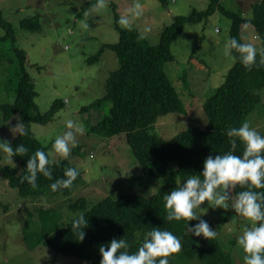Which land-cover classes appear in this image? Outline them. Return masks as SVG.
I'll use <instances>...</instances> for the list:
<instances>
[{
  "label": "rangeland",
  "instance_id": "obj_1",
  "mask_svg": "<svg viewBox=\"0 0 264 264\" xmlns=\"http://www.w3.org/2000/svg\"><path fill=\"white\" fill-rule=\"evenodd\" d=\"M106 7L93 11L96 0H0L3 19L14 30L16 46L26 53V69L34 84L35 102L40 113L48 112L56 100L63 108L46 125L31 124V130L48 151L52 163L65 160L55 153V139L66 130L71 119L82 131L76 132V146L67 158L82 173V184L69 195L51 197L20 196L0 174V264H87L46 248L42 241L55 229L65 227L80 211L70 209L77 200L86 199L93 206L105 197L118 198L123 194L151 197L161 194L164 180H141V170L124 135L106 137L93 130V125L109 110V103L94 106L105 94V83L119 67L116 54L105 49L101 57L90 61L106 45L119 41L117 28L121 16L128 14L134 0H111ZM142 16L131 30L138 31L150 45H157L163 31L175 18L195 21L184 25L182 34L171 45L174 61L165 70L182 102V114L170 113L161 117L153 133L171 139L189 126L204 128L203 106L224 83L234 63L224 56V43L230 37L232 21L220 9L198 19L208 10L210 0H168L165 6L158 0H140ZM261 0H219L225 11L253 17V5ZM87 13V15H85ZM38 18L40 31L21 27V21ZM86 20L89 29L81 27ZM6 34L0 25V38ZM243 43L252 44L257 53L263 47L250 24L241 28ZM18 62L9 40L0 43V105L15 99ZM260 102L247 117L250 126L264 135V90ZM88 107V112H82ZM20 122L15 116L3 120L0 111V139L12 142L17 136L11 129ZM0 152V167L11 166ZM15 168H20L14 160ZM183 181L178 182V186ZM167 194H164V198ZM206 207V202L201 208ZM198 215L203 213L198 212ZM212 222L215 238L229 255L228 264H244L245 253L236 244L246 218L231 208L213 209L202 216ZM189 264H198L190 261Z\"/></svg>",
  "mask_w": 264,
  "mask_h": 264
},
{
  "label": "trees",
  "instance_id": "obj_2",
  "mask_svg": "<svg viewBox=\"0 0 264 264\" xmlns=\"http://www.w3.org/2000/svg\"><path fill=\"white\" fill-rule=\"evenodd\" d=\"M163 5L168 0H158ZM107 3L114 8L111 0ZM216 9L232 21L230 37L243 43L241 28L250 24L262 44V51L257 53L256 64L251 69L239 61L234 63L225 77L224 83L209 98L204 106L206 125L204 128L189 126L185 131L171 139H164L152 132L158 120L170 113L182 114L184 108L178 92L165 70V64L173 62L171 45L182 34L184 25L195 21L192 18L177 17L174 23L161 34L157 45L149 42L136 30L117 28L119 41L106 45L94 59L98 60L105 49L113 51L119 67L113 71L105 83L104 96L95 103L100 106L109 103V110L93 125V130L106 137L124 135L131 152L141 170V180L158 178L164 180L161 194L144 197L139 194H123L118 198L105 197L93 206L86 199L74 202L70 209L80 211L86 216L88 227L83 241H78L71 231V221L61 229H55L42 243L60 255L85 261L87 264H99V247L106 245L113 238H123L129 243V252L137 251L144 235L152 227L171 231L181 239V250L169 257V264H228L229 255L216 239L206 240L186 234L183 221H167L164 207V194H167L178 182L187 179L188 175L200 174L205 158L209 155L224 154L231 151L226 132L231 127H239L255 110L260 102V92L264 90V0L253 5V17L246 20L241 15L225 11L219 0H210L209 8L201 13L198 19L212 14ZM201 16V17H200ZM0 25L6 34L0 43L9 40L18 62L15 99L8 104L0 105L3 120L9 122L15 116L24 122L27 134L17 136L10 143L14 148L23 144L27 151L13 157L19 163L18 168L0 167V174L8 185L17 189L24 198L51 197L69 195L82 184V173L71 162L70 158L51 163L53 180L38 174L37 187L33 189L27 182H21L26 173V162L36 150L48 154L50 146H43L31 130V124L46 125L63 108V102L56 100L51 109L42 114L35 102L37 92L26 69V53L16 46L14 30L0 12ZM21 27L31 31H40L38 18L32 17L21 21ZM84 107L82 112H88ZM243 144L237 140L234 154L242 155ZM74 167L78 176L69 188L53 192L49 185L63 177L64 170ZM239 185L230 188L229 196L234 197L242 191ZM257 190V189H254ZM257 191H264L259 189ZM79 214V215H80ZM206 220L210 227L212 222ZM197 221H190L195 224Z\"/></svg>",
  "mask_w": 264,
  "mask_h": 264
},
{
  "label": "clouds",
  "instance_id": "obj_3",
  "mask_svg": "<svg viewBox=\"0 0 264 264\" xmlns=\"http://www.w3.org/2000/svg\"><path fill=\"white\" fill-rule=\"evenodd\" d=\"M107 0H96L91 5L93 11L106 7ZM140 0H134L128 14L120 17L118 23L125 29L131 30L135 21L142 16ZM87 15V13L85 14ZM82 29H89L86 20L81 21ZM224 56L232 63L239 61L251 69L256 64L257 49L249 43H241L235 37H229L224 43ZM66 130L58 136L53 144L55 153L67 159L71 149L76 146V132L82 129L69 119ZM11 131L23 136L27 134L24 122L16 123ZM232 138L229 143L231 151L224 154H209L202 166L200 174L188 175L178 187L167 193L164 207L167 221H183L186 234L193 237L213 239L216 231L201 217L209 207L216 209H233L244 217L248 225L244 226L236 244L245 253L244 264H264V135L244 121L239 127H231L226 132ZM237 140L243 144L242 155L234 154ZM27 149L23 144L15 148L10 142L0 139V152L7 163L15 167L13 157L23 155ZM52 160L44 151L36 150L26 162V173L21 176V182L35 189L38 174L53 180ZM78 171L74 167L64 170L61 179L54 180L50 190L69 188L77 179ZM240 186L242 191L229 196V189ZM257 189V190H254ZM206 202V207L201 205ZM201 212L202 215L197 213ZM190 221H197L189 224ZM88 221L80 214L71 220V231L78 241H83ZM181 239L171 231L152 227L144 235L137 251L129 252V243L123 238H113L106 245L99 247V264H169V257L181 250Z\"/></svg>",
  "mask_w": 264,
  "mask_h": 264
}]
</instances>
